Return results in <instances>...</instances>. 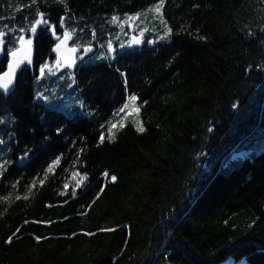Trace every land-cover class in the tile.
Wrapping results in <instances>:
<instances>
[{"label": "trees", "instance_id": "obj_1", "mask_svg": "<svg viewBox=\"0 0 264 264\" xmlns=\"http://www.w3.org/2000/svg\"><path fill=\"white\" fill-rule=\"evenodd\" d=\"M153 2L38 5L58 19L70 17L74 44L98 46L107 33L117 37L113 15L122 19ZM29 3L0 0V30L27 27L34 16ZM163 14L174 33L169 43L146 35L157 43L78 66L75 90L97 117L71 120L33 103L38 72L23 73L17 95L0 105V118L11 113L16 121L0 125L6 141L0 157L13 161L0 176V264H264V72L258 71L264 59L255 54L264 46V0H166ZM35 43L37 63L41 51L49 53L42 63H52L55 41L42 33ZM115 68L127 74V93ZM129 93L139 97L145 131L127 122L113 140L100 143L106 132L100 122ZM25 146L32 152L19 167ZM61 153L55 175L45 177L48 158ZM75 171L88 179L73 196L63 184ZM109 227L116 231H99ZM13 233V242L5 243Z\"/></svg>", "mask_w": 264, "mask_h": 264}, {"label": "snow or ice", "instance_id": "obj_2", "mask_svg": "<svg viewBox=\"0 0 264 264\" xmlns=\"http://www.w3.org/2000/svg\"><path fill=\"white\" fill-rule=\"evenodd\" d=\"M41 2H44V0H41ZM54 3L56 5L62 6L67 8V5L65 3H62V0H54ZM166 0H154L153 4L148 7L144 11L136 12L133 15H126L125 18L121 21V18L119 16L113 15L111 17L110 22H117L121 21L119 23V27L123 28L126 24H128L129 21H138L141 18H145L147 14H151V17L153 20L158 21L159 24L162 26V31L157 33L159 42L162 43H169L172 36L174 35L173 29L168 25L167 20L164 17L163 9L165 7ZM35 6V7H34ZM196 7H199V5H196ZM29 11L34 10V16H32L31 20L29 21V24L27 27L21 26L19 29H12L10 26H5L6 28H9V31L0 30V53L3 54V61H0V63H6L7 70H3V68H0V105H3L4 102L12 96L17 95L19 90V84L17 82V73L18 70L20 71V77H21V83L23 80V73L27 71V67L31 66L33 64V58H32V52H33V40L32 38H26L25 33L30 34L31 36H35L38 31L41 33H51V37H54L57 43L55 44V47L52 48V51L56 53V56L54 57L55 64L54 66H50L48 63H42L39 68V75L35 77L36 81H41L46 74H54L55 69H62L67 68L71 69L76 64V58L75 53L79 51V47H69V41L73 40V36L70 33L69 30L66 28V20L70 17L61 16L59 19V28L62 31V34H58L57 32V24L55 22H52L49 18L50 14L46 12V10H41V8L38 5V0H30V3L28 5ZM20 9H18L19 11ZM15 19V17H13ZM22 19H29L28 16L22 17ZM148 31V29H141L138 35H133L128 44L125 45L124 43L120 44L121 48H134L142 45L145 43L144 35L145 32ZM19 33V34H17ZM96 32L93 31L92 35L96 36ZM247 36L250 39L254 38V34L251 32L247 33ZM198 39H205V37L197 36ZM119 39V37H117ZM148 44L155 45L157 41L154 40H148ZM103 47V45H102ZM107 51L109 54L113 53L115 49L113 48V44L111 40L107 43ZM85 52L92 51L91 48H85ZM257 55H261V59H264V46L260 47L258 50H256ZM176 56H179V52L176 53ZM109 57H100V59H108ZM111 59H115V56H111ZM80 59H83L81 57ZM175 59V56L172 58ZM23 66V68H22ZM115 72L119 73L120 78L123 80L124 85V91L128 92V80H127V74L120 70V68H115ZM258 71L264 72V68H259ZM71 83L75 84L76 80L74 77L71 78ZM71 86V85H69ZM47 91V89H45ZM55 99H62L60 97H50L48 95H45L44 92H37L34 95L35 101H43V105L45 108H48L49 106L53 105V100ZM139 97L135 93H129L127 95L126 101L122 104V106L115 108L111 112V118H109L107 121L100 122V128L106 129V131L109 134H113V129H123L125 127L124 124V117L129 114L130 111L139 112V109L136 107L137 101ZM79 109L81 110V115H85L89 118L97 117L98 113L94 110L86 111V109L89 108V106L86 104L84 100H79L78 105ZM68 108H72V105H66ZM231 108L233 111H236L239 108L238 103H233L231 105ZM41 119L43 120L44 117L41 116ZM15 117L11 115V113H8L6 117L0 118V125H7V124H15ZM136 132L143 133L145 129L142 127V125L138 122L134 125ZM63 127L61 125H57L55 132L56 135H60L61 132H63ZM207 131L212 132L213 129L209 127ZM9 138L13 139L14 136L12 133H9ZM105 135L103 133L99 136L100 143H103L105 141ZM44 141L49 140V137L47 135H44L43 137ZM6 145V141L4 139H0V147H3ZM73 146H75V142H73ZM99 146V144L97 145ZM9 151L11 149L9 148ZM32 152V149L25 146L23 149L22 154L18 157V160L20 162H23L26 159H29V154ZM80 152H83V149H80ZM201 157L205 156L206 153L203 151L200 153ZM63 157V153L60 155H53L47 160L46 168L44 169L43 175L46 177L48 173H51L55 175V169L60 166L61 159ZM79 159V154H77V160ZM13 161L11 160V157L5 159L3 157H0V176H3L5 172H7L8 166L11 165ZM72 176L79 177L80 179L77 180L75 188H80L85 181H87V173H80L79 171L72 172ZM108 173L105 172L104 176L108 177ZM39 177V174H37ZM192 179H195V177H191ZM115 176H111L112 182L116 181ZM17 184L19 181L16 182ZM36 180L33 179L32 181V187H35ZM44 180H40V184L43 185ZM16 185H13L15 187ZM64 189L69 188L68 183L63 184ZM75 188L72 191V195H75ZM191 189H189L190 191ZM103 189H101V192ZM60 195H65V192H61ZM21 197L17 196L16 199L19 200ZM24 199H28L27 196H24ZM96 199H99V196L96 197ZM92 203H95V200L92 201ZM91 205H89L90 207ZM48 207H52V205H48ZM33 223H38V221H33ZM251 227V225H249ZM19 231V229L17 230ZM101 232H115L116 228L109 227V228H101L99 229ZM16 233H13L12 236H9L5 243L11 244L13 242V236H15ZM83 235L85 236H92L95 235V233L91 232H84ZM171 236V234H169ZM36 242H41V237H35ZM44 239H48V237H44Z\"/></svg>", "mask_w": 264, "mask_h": 264}, {"label": "rangeland", "instance_id": "obj_3", "mask_svg": "<svg viewBox=\"0 0 264 264\" xmlns=\"http://www.w3.org/2000/svg\"><path fill=\"white\" fill-rule=\"evenodd\" d=\"M124 18L121 19V21ZM121 21H117V24H115V29H120L117 37H119V39H117L118 42H120L121 40H127V38H130L131 36L135 35V33H139L141 31V29H148V31L145 32L146 35H156L157 33L162 31V26L159 24L158 21H155L152 19L151 14H147V16L145 18H141L138 21H129L128 24H126L123 28L119 27V23ZM116 34V33H114ZM113 34V35H114ZM108 38L105 40L103 44H107L109 40H112L113 38H111V34L107 33ZM171 41V40H170ZM107 46V45H106ZM106 46H101L100 50L97 52V49L94 47H82L81 49L83 51V58L87 57L88 59L86 60L85 64H95V63H99L102 62L106 59H100V57H107V47ZM114 46V45H113ZM85 48H91L92 51L90 52H85L84 49ZM115 49V47H113ZM97 52V53H96ZM96 53V54H94ZM94 54V55H92ZM113 56V55H112ZM84 62V61H81ZM74 77V73L67 71L64 74H57L56 77L51 76L48 82V87H47V91L44 92L45 95H48L50 97H60L62 99H55L53 100V105L49 106L47 109L50 110H55L58 112H62L63 114H65L66 116H68L71 119H75L78 116H82L81 115V110L79 109L78 102L79 100H81L80 94L78 90H75L76 87V83L73 84L71 83V78ZM71 85V86H69ZM54 89L53 92H51V90ZM43 92L41 89L37 90L35 92V94L37 92ZM39 102L41 104H43V101H36ZM66 105H72V108H68L66 107ZM136 107L139 109V112H135V111H130L129 114L130 116L128 118H125L124 120V124L131 123L133 126L136 123H140L142 125V127L144 129H146L142 118H141V106L139 105L138 101H137V105ZM117 134L116 130H113V134H109L107 131L104 133L105 135V141H110L111 139L113 140L115 138ZM239 155V154H238ZM238 155H236L235 157H237ZM76 172V171H75ZM80 179L79 177H74L71 175L70 180H69V189L71 191H73V189L75 188L76 182L77 180ZM87 181L84 182V184L80 187V188H75V193L77 192V190L82 189L84 186H86ZM225 264H246L245 262H233V261H228Z\"/></svg>", "mask_w": 264, "mask_h": 264}, {"label": "flooded vegetation", "instance_id": "obj_4", "mask_svg": "<svg viewBox=\"0 0 264 264\" xmlns=\"http://www.w3.org/2000/svg\"><path fill=\"white\" fill-rule=\"evenodd\" d=\"M49 14H50L49 18L51 19V21L55 22L57 24V26H58L57 27L58 34H62V30L59 28V19L60 18L58 19V16H56V14L54 16H52L51 13H49ZM44 34L46 35L48 42H51L53 44V41H56L54 37H52V39H54V40L50 39L51 38V33L50 32H47V33H44ZM25 36H26V38H32V40H33V46H32L33 47V64L31 66L27 67V71H25L24 74H27V73L31 74V73H37L38 72V74H37V76H38L39 75V67L37 66V64L41 65L42 61H45V59L47 57V53H48V52L47 53L45 52V55L42 57V51L39 52V55H38L39 62L37 63V60H36L37 50H36L35 40H36L37 36H39L40 40L42 41V33L38 31V33L35 36H31L30 34L25 33ZM114 47H115V51L112 54L114 56L119 55L121 53V51H123L125 49V48H121L119 43H114ZM41 48H42V45H41ZM51 49L52 48L50 47L49 50H51ZM118 52H119V54H118ZM1 56H2V53H0V58H1ZM78 63L80 64V61H78ZM54 64H55V61L52 64H49V65L50 66H54ZM4 70L5 71L7 70L6 63L4 64ZM66 72H67V70L60 71V69H55V73L54 74H46V75H49L50 77L51 76L56 77L57 74H64ZM19 77H20V72L17 75V80L19 79ZM39 82H40L39 89H41L43 92H45V89H47V87H48L49 80L46 78V82H44L43 79L41 81H39ZM39 89H35V90H39ZM35 104L38 105L39 107L43 106L39 102H35Z\"/></svg>", "mask_w": 264, "mask_h": 264}, {"label": "water", "instance_id": "obj_5", "mask_svg": "<svg viewBox=\"0 0 264 264\" xmlns=\"http://www.w3.org/2000/svg\"><path fill=\"white\" fill-rule=\"evenodd\" d=\"M141 46V45H140ZM70 47V46H69ZM139 47V46H138ZM135 48H137V47H134V48H128V49H135ZM77 54H78V52L77 53H75V58L77 57ZM55 55H56V53H55ZM32 58H33V52H32ZM23 67V66H22ZM77 69V61H76V64H75V66L73 67V68H71L70 70H76ZM62 70H67V68H62V69H60V71H62ZM19 72H20V70H18V73H17V75L19 74ZM23 164H25V162H19L18 163V165L19 166H22Z\"/></svg>", "mask_w": 264, "mask_h": 264}]
</instances>
